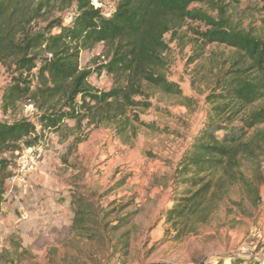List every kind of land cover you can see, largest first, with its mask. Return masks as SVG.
Masks as SVG:
<instances>
[{"label": "trees", "instance_id": "trees-1", "mask_svg": "<svg viewBox=\"0 0 264 264\" xmlns=\"http://www.w3.org/2000/svg\"><path fill=\"white\" fill-rule=\"evenodd\" d=\"M253 3L264 11V0ZM97 4L0 0V77L6 75L0 116L20 115L26 107L34 111L32 119H0V225L6 222L2 211L8 197L21 195L8 182L21 150L43 145L48 134L63 133L72 148L99 129L130 144L138 130H155L140 114L152 108L156 94L190 102L168 80L165 39L181 42L188 22L203 28L193 30L189 39L193 53L188 64L203 58L210 46L229 53L215 66L204 124L173 171L164 225L179 241L197 234L222 211L225 217H252L264 187V17L258 35L232 20L229 6H239L240 0H117L111 9ZM69 10L65 25L63 14ZM97 46H102L104 63L93 71L81 68L80 54ZM102 72L111 79L107 90L88 81ZM73 202L70 231L90 243L102 242L92 205L83 197ZM126 235L114 243L121 250L128 247ZM14 253L0 251V264H19L17 257L26 252ZM56 253L52 248L46 256Z\"/></svg>", "mask_w": 264, "mask_h": 264}, {"label": "rangeland", "instance_id": "rangeland-1", "mask_svg": "<svg viewBox=\"0 0 264 264\" xmlns=\"http://www.w3.org/2000/svg\"><path fill=\"white\" fill-rule=\"evenodd\" d=\"M103 7L117 0H98ZM254 0H240L229 6L232 20L258 35L263 29L264 11ZM97 6V0H92ZM200 7L198 5L192 8ZM205 8V7H203ZM64 24L71 10L63 14ZM198 23L188 22L182 29L186 38L169 42L168 80L179 85L185 102L177 97L156 94L152 108L140 119L155 130L142 128L130 144H122L110 130H94L82 143L70 148V140L48 134L43 142L42 161L31 174L29 188L21 195L9 196L3 206L0 225V251L17 257L19 264H258L264 262V187L252 217L224 212L210 224L179 241L164 225L163 212L169 207L173 171L202 128L206 116L205 97L213 84L215 66L229 53L221 47H207L203 58L188 64L189 43ZM102 46L80 54L79 65L96 69L104 63ZM220 62V63H219ZM89 83L107 90L111 79L105 73L92 74ZM6 75L0 77V91ZM20 115L0 116L3 122L34 117L31 107ZM72 125V124H71ZM238 125V122L235 123ZM83 197L93 207L100 224L102 242L78 238L70 231L75 211L74 199ZM29 216L26 218V216ZM23 217V218H22ZM25 217V218H24ZM121 222V220H123ZM126 219V221H125ZM233 226V228H231ZM114 228V229H113ZM167 232H170L167 234ZM127 234L126 250L114 243ZM114 244H106L107 240ZM56 255L46 256L49 249ZM44 251V252H43Z\"/></svg>", "mask_w": 264, "mask_h": 264}, {"label": "built area", "instance_id": "built-area-1", "mask_svg": "<svg viewBox=\"0 0 264 264\" xmlns=\"http://www.w3.org/2000/svg\"><path fill=\"white\" fill-rule=\"evenodd\" d=\"M96 7H98V5ZM111 8L112 6H109V9ZM42 154V145H37L32 148L21 150L18 153L14 168L12 170L11 176L8 179V182L13 186L18 187L19 189L26 190L27 180L40 164L42 160Z\"/></svg>", "mask_w": 264, "mask_h": 264}, {"label": "crops", "instance_id": "crops-1", "mask_svg": "<svg viewBox=\"0 0 264 264\" xmlns=\"http://www.w3.org/2000/svg\"><path fill=\"white\" fill-rule=\"evenodd\" d=\"M27 190V189H26ZM26 190L20 189V191H22L23 193L26 192Z\"/></svg>", "mask_w": 264, "mask_h": 264}]
</instances>
